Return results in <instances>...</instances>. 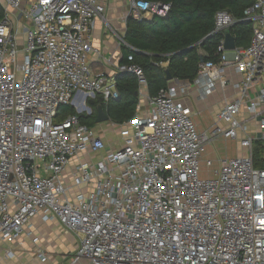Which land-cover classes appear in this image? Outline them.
<instances>
[{
	"label": "built area",
	"instance_id": "built-area-1",
	"mask_svg": "<svg viewBox=\"0 0 264 264\" xmlns=\"http://www.w3.org/2000/svg\"><path fill=\"white\" fill-rule=\"evenodd\" d=\"M128 17L166 18L170 5L127 0ZM0 251L37 247L35 220L58 222L78 242L70 264H264V0L243 11L252 24L248 46L224 50L236 20L214 15L223 35L218 60L199 64L192 82L171 80L147 92L142 69L118 64L137 79L134 116L107 121L118 139L83 124L89 100L117 97L116 83L96 75L90 57L96 20L107 24L104 0H1ZM14 13V14H13ZM127 17V18H128ZM127 18L121 23L126 24ZM21 23L20 27L17 24ZM22 39V45L19 39ZM122 44L125 42L121 40ZM219 93L212 128L199 132L186 100ZM74 113L55 121L62 106ZM235 142L241 154L202 177L206 148ZM39 262L47 256L35 249Z\"/></svg>",
	"mask_w": 264,
	"mask_h": 264
},
{
	"label": "trees",
	"instance_id": "trees-1",
	"mask_svg": "<svg viewBox=\"0 0 264 264\" xmlns=\"http://www.w3.org/2000/svg\"><path fill=\"white\" fill-rule=\"evenodd\" d=\"M170 5L166 18L156 17L134 20L128 17L124 41L121 47V61L139 66L147 81V92L156 95L168 85L166 71L170 77L178 81L192 82L196 76L200 58L217 61V47L223 37L214 33V15L217 11L228 12L236 23L228 32L235 39L236 47L248 46L252 36V24L244 21L243 11L250 7L253 0H145ZM4 11L0 6V21ZM163 64H165L163 66ZM117 97L107 104L97 98L89 100L92 113L81 115L83 124L93 128L98 107L106 113L109 120L122 124L135 114L138 104L137 79L132 74L115 75ZM74 109L62 106L58 109L55 121L73 114ZM64 118V119H65ZM63 119V120H64ZM62 121V120H61ZM262 143L256 141L253 149V165L264 168L262 159Z\"/></svg>",
	"mask_w": 264,
	"mask_h": 264
},
{
	"label": "crops",
	"instance_id": "crops-1",
	"mask_svg": "<svg viewBox=\"0 0 264 264\" xmlns=\"http://www.w3.org/2000/svg\"><path fill=\"white\" fill-rule=\"evenodd\" d=\"M105 2V19L107 21V24H104L101 20H96L94 24L93 31L91 33V43L92 46L100 51L101 57H90V67L92 69V72L96 75H104L108 77L109 79H115L116 73V67L118 64H120L121 61V47L126 46L125 43L122 44L120 42L121 40L124 41V35L126 30V24H122L121 21L125 17H128V4L127 0H104ZM0 6L1 0H0ZM14 14V13H13ZM149 19V18H148ZM21 23L17 24V27H20ZM125 42V41H124ZM23 41L20 38L19 44L22 45ZM115 81V80H114ZM186 82V81H182ZM260 84H264V77H262ZM191 95L187 98L186 103L188 106H190L192 110V118L197 126V129L199 132H207L209 131L214 123V119L216 116V113L219 109V103H220V97L221 95L219 93H215L206 101H200L197 98V95L193 93V89H191ZM72 107V106H71ZM65 118V117H64ZM64 118L59 117L58 120L61 121ZM95 128V127H93ZM109 141V140H108ZM240 154L242 153L241 150ZM210 152V146L206 148V151L203 156V160H211L213 163V160L208 157ZM235 156V155H234ZM233 156V157H234ZM232 157V158H233ZM202 177H206L208 172L210 174L213 171H216L219 168V165L214 169V163L212 164V167L209 169L206 168L205 164L202 165ZM35 224L40 227L46 226V225H53L58 226L62 231L64 229L61 227V225L58 222H51L49 224H41L38 219L35 220ZM65 238H69L68 242L71 243L73 239L77 242V239L70 233H65ZM71 235V236H69ZM10 248L13 249L15 256L12 259H5L3 251H0V264H57L54 262L55 258L50 257V259L46 262H39L34 256L27 257L23 255V252H21L20 248H26L32 249V245H28L27 241H25L22 246L21 245H13ZM36 248H41L39 245H37ZM34 249V250H35ZM42 249V248H41ZM44 251V249H42ZM30 251V250H29ZM21 255L28 258L27 260L24 258H21ZM72 254L66 255L62 254L61 256L57 257L58 264H70L72 261ZM75 264H89L86 261H77Z\"/></svg>",
	"mask_w": 264,
	"mask_h": 264
},
{
	"label": "rangeland",
	"instance_id": "rangeland-1",
	"mask_svg": "<svg viewBox=\"0 0 264 264\" xmlns=\"http://www.w3.org/2000/svg\"><path fill=\"white\" fill-rule=\"evenodd\" d=\"M164 65L165 64H163V66ZM94 127L97 130H104L105 139L109 140V142H114L118 139L115 132L116 129H111L107 122L95 124ZM238 154H240V151L235 142L219 139L215 143H212L210 145V152L208 157L213 160V168L215 169L219 165V161H221L222 159L232 158L234 155L237 156ZM36 230V234L39 238L38 245L42 249H44V253L48 257V260L50 259V257H54V262L58 264L57 257L61 256V253L66 255L72 254L73 260L78 244L74 239L73 241H71V243L68 242L69 238H65V233L67 232L62 231L58 226L53 225H46L40 228L38 225H36ZM27 243L29 246L32 245L33 248L28 250L26 248H20V251L23 252V255L32 257L34 256L35 245L29 241H27ZM23 255H21V258H25L27 260L28 258L24 257Z\"/></svg>",
	"mask_w": 264,
	"mask_h": 264
},
{
	"label": "water",
	"instance_id": "water-1",
	"mask_svg": "<svg viewBox=\"0 0 264 264\" xmlns=\"http://www.w3.org/2000/svg\"><path fill=\"white\" fill-rule=\"evenodd\" d=\"M224 50L226 51H233L236 48L235 39L231 36L229 32L224 35V43H223ZM204 62V59L200 58V64ZM172 78L170 77L169 73L166 71V81L170 82ZM137 95V93H136ZM109 120L106 113L102 110L101 107H98L97 114L95 118V124H101L107 122Z\"/></svg>",
	"mask_w": 264,
	"mask_h": 264
}]
</instances>
